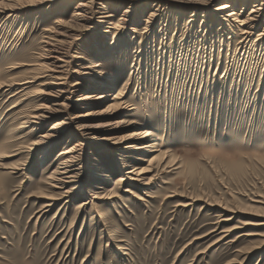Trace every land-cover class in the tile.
Listing matches in <instances>:
<instances>
[{
	"label": "rangeland",
	"instance_id": "rangeland-1",
	"mask_svg": "<svg viewBox=\"0 0 264 264\" xmlns=\"http://www.w3.org/2000/svg\"><path fill=\"white\" fill-rule=\"evenodd\" d=\"M9 1L3 84L26 76L49 31L89 29L76 27L62 48L66 87L78 89L39 95L38 81L24 99L0 86V264H264V0ZM83 3L85 21L74 18ZM99 12L112 15L111 29ZM80 65L95 66L89 79L74 72ZM88 93L110 97L87 106ZM41 105L56 111L24 124ZM61 121L70 131L34 145ZM82 124L119 143L83 141ZM146 129L157 151L123 149L141 145L130 134ZM77 140L84 188L44 207L47 177ZM132 166L150 168V182L121 181Z\"/></svg>",
	"mask_w": 264,
	"mask_h": 264
},
{
	"label": "bare ground",
	"instance_id": "bare-ground-1",
	"mask_svg": "<svg viewBox=\"0 0 264 264\" xmlns=\"http://www.w3.org/2000/svg\"><path fill=\"white\" fill-rule=\"evenodd\" d=\"M230 7L231 6L229 4H226V5L218 7L217 10L218 11H224ZM15 8H16L15 5H13V3L9 0H1L0 1V15L3 13H6L7 11H12ZM87 9H88V5L83 3L82 7L79 8L78 11H75L74 18L77 20L85 21L87 19V15H86ZM254 12H256V10L252 11V13H254ZM99 14L100 15L98 17V22L99 23H106L107 20H110L108 22V24H110V26H108L107 28H110V27L112 28V26L114 25V23L110 19L112 17V15L107 14L105 12H99ZM236 14L237 13L235 11H233L231 13H228L226 16L231 17V16H234ZM242 18L243 17H241V16L237 17V20L241 19L239 22L243 21V22H241L242 25L247 26L250 24V21H249L250 19L249 20H247V19L243 20ZM62 27H63V29H62ZM76 27L74 26V24H69V25L67 24V25L61 26V29L58 27L59 29H57V30L55 29L53 31H49L47 33L48 35H46V41H45V43H46L45 47L46 48H45L44 53L39 54V60L36 63L27 64L29 66V70H28L29 72L27 71V74H25L26 76L23 78H19V79H14V78H12V79L9 78L10 80L6 79V81L8 80L7 82L5 81L6 84H3L4 82H0V86L1 87L2 86H13V87L18 86V88H17L18 92L17 91L16 92L20 94V97H24V99H25V97H28V95L31 92H33V91H31V87L38 81H40L39 88H37V90H35L34 92L36 94H39V95L46 94L48 89L51 90V92H55L56 95H59V96H62V94L68 93L69 91H71V89L72 90H75L76 88L78 89V86L82 85V83L80 81H78L74 84H70L69 88L66 87V85H68L67 79H68L69 73H68V70H66L65 66H66V63L68 61L66 59V56H64V53L62 52L63 47H69L70 45H72V43L74 41L73 38L76 37V34H73L75 28L78 30V27H82V29H80V31H82L84 29L85 30L89 29L88 28L89 26L86 24H83V23H78V25ZM246 28H247V30L245 31V33L250 34L249 27H245V29ZM103 32L109 33V30L105 29ZM76 57L79 59L84 58L83 55H77ZM80 66H81V68L78 70H75L74 72L81 73L80 75H82L84 77L83 79H85V80L89 79L90 76L92 75V71L94 70L95 66L94 65H87V66L80 65ZM23 76H24V74H23ZM104 78H105V76H104ZM109 97H110V95H106V94L95 95L94 93L93 94L88 93V94L84 95L80 99V101H82V104H85L87 106L101 105V104L105 103ZM54 105H60V104H54ZM115 105H117V104H115ZM33 111L34 112H31L29 115H27L25 117L26 120L23 121L24 124L25 123H32L34 126H40V125H42V122L45 121L46 118H49L51 113L55 112L56 110L52 109L51 107L41 105V106H38V108H35V110H33ZM85 115H88V114H85ZM64 124H65V121L55 123L43 136H41L39 138V141L34 142V145H36V146L44 145L47 143H51V142L57 140L58 138L62 137V135H64V133L70 131L68 129V127H64ZM80 126H81L80 128H76V131L78 132L79 135L85 136L83 141H86V137H91L89 139H93V140L98 139L101 141L102 140L109 141L110 142L109 144H112V145H117L119 143L117 140H113L111 138L110 139L109 138H100L99 136H97L96 134L93 133L94 131L93 132L91 131L92 129H94V127L92 128L91 126H89L87 124H82ZM152 134L153 133L149 132L148 130L146 132L143 131V132L139 133L137 131L135 133L130 134L133 138L140 139L142 141V143H141V145H139V143H138L139 146L135 145V144H127L123 147V149H129V150L130 149L131 150L143 149V150L148 151V152L157 151V150H155L156 142L153 141V138H152V140L150 139L147 142L145 141L147 138L152 136ZM116 139H117V137H116ZM83 141L77 140V142H75L72 146H70L67 149L60 152L59 157H61V159H60L61 162L58 163V166L47 177V181H48L47 186H49V188H51L52 191L53 190L54 191H53V193H51L49 195H42L43 197H45L46 199H49L51 201V202L47 203L44 207H49V206L53 205L52 201L59 200L60 197H63V196H68L69 194H72L73 192H75L78 189L82 188V190H83L84 184L82 183V175L85 172L84 160L82 159V155H83L82 150H83V146L85 145V143ZM157 146H158V143H157ZM158 147H157V149H158ZM21 148H23V147L21 146ZM16 150L19 151L20 149L17 148ZM120 155H122V154H120ZM161 156H163V155H161ZM161 156H160V154H157L155 156L149 157V159L145 160V161H148L151 164L155 160L159 159ZM164 156H165V154H164ZM120 159H122V157ZM122 160H124V159H122ZM167 161H168V158H167ZM160 162L162 163V160ZM165 162H166V160H165ZM165 162H164V165H165ZM167 164H169V163H167ZM16 166L18 167V165H16ZM93 168H95V167H93ZM131 168L132 169L127 170L125 172V176L121 178V181L133 180V181L145 182L148 179L145 176L147 173H149L151 171L150 168L139 169L135 166H132ZM15 169H17V168H15ZM0 179H2L1 176H0ZM150 179H148L149 182H150ZM56 190H57V192H56ZM173 195H175V194H173ZM108 197L106 195H100V194L94 195V198H96V199H102V198H108ZM111 197H113V196H111ZM256 224H258V223H256ZM262 224H264V221L263 222L261 221L258 225H262Z\"/></svg>",
	"mask_w": 264,
	"mask_h": 264
}]
</instances>
